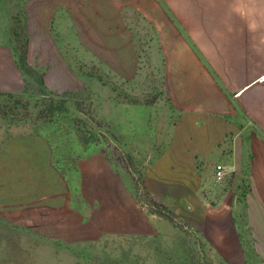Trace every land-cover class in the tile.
Segmentation results:
<instances>
[{
	"label": "rangeland",
	"instance_id": "374dc122",
	"mask_svg": "<svg viewBox=\"0 0 264 264\" xmlns=\"http://www.w3.org/2000/svg\"><path fill=\"white\" fill-rule=\"evenodd\" d=\"M245 3L264 25V0ZM66 23L54 32L69 67V110L41 119L47 97L31 79L24 92L0 97V219L13 224L15 238L8 244L0 227V264H260L252 242L231 251L219 235L218 207L245 198V186L174 170L172 116L157 101L141 18ZM15 53L29 65L28 49ZM150 198L171 219L149 213ZM138 224L176 258L159 253L152 236L133 238Z\"/></svg>",
	"mask_w": 264,
	"mask_h": 264
},
{
	"label": "crops",
	"instance_id": "0c3cea01",
	"mask_svg": "<svg viewBox=\"0 0 264 264\" xmlns=\"http://www.w3.org/2000/svg\"><path fill=\"white\" fill-rule=\"evenodd\" d=\"M72 17L141 18L148 34L147 65L157 75V101L162 96L172 116L166 145L173 148L168 153L174 170L216 178V166L222 165L221 181L232 178L237 188L245 186V198L223 199L218 207L219 235L231 251L242 252L241 242H252L254 256L264 264L261 18L245 0H0V93H21L27 83L17 49L29 50V65L44 74L48 88L70 90L64 46L54 29L64 33ZM128 33L132 37L134 30ZM132 64L131 59L126 66Z\"/></svg>",
	"mask_w": 264,
	"mask_h": 264
},
{
	"label": "trees",
	"instance_id": "16d2710c",
	"mask_svg": "<svg viewBox=\"0 0 264 264\" xmlns=\"http://www.w3.org/2000/svg\"><path fill=\"white\" fill-rule=\"evenodd\" d=\"M19 67L21 68L23 73L27 76L28 80L31 79L34 81V83L38 87V91H39L40 95L47 97L46 104L43 106V108L39 112V117L41 119H46V118L51 117L52 115H54L56 113H63V112H67L69 110L67 98L71 92H65L64 94H53V93H51L47 88L44 74L40 73L35 68H32L31 66H29L28 62H27V58L25 55H21V58L19 59ZM26 86H27V83H26ZM26 86L24 88V91L26 90ZM5 95L6 94L0 93V97L5 96ZM10 96H12V95H10ZM77 107L79 108L80 105H78ZM129 161H130L131 165H133L132 160L130 159ZM140 184L142 186V189L146 191V194H148L149 191H148V188L146 186V179L144 177H142ZM147 208H148L149 213H151L153 215H157L159 217H163L166 219H171V216L166 213V211H168L166 206L159 201L157 202V200H154V198H150V202H149V204H147ZM44 216H46V215L44 214ZM87 225L88 224L86 223L85 228L87 227ZM1 226L5 228V230H4L5 235L4 236H6V241L8 242V244H14L13 241L15 240V238H14V233H12V229L14 227L13 224H9L6 219L5 220L0 219V227ZM6 231L9 232L10 234H7ZM132 233H133V238H135L139 242L147 241L146 237L152 236L151 237L152 239L150 238L149 241H147V242L153 244V246L154 245L160 246V250H159L160 252L159 253H162V251H163L162 255L164 257L165 256L169 257L172 260L176 258V254L172 251V249L168 248V247L167 248L164 247V244L162 245V242L161 241L159 242V240H158L159 238L153 236L151 233H148L146 231L145 227H142V226L140 227V225L138 224L135 226V229H132ZM141 239H144V240H141ZM111 263H113V262L110 260L108 262V264H111ZM93 264H95V263H93ZM184 264H190V263L187 260H184Z\"/></svg>",
	"mask_w": 264,
	"mask_h": 264
},
{
	"label": "built area",
	"instance_id": "2783aa9c",
	"mask_svg": "<svg viewBox=\"0 0 264 264\" xmlns=\"http://www.w3.org/2000/svg\"><path fill=\"white\" fill-rule=\"evenodd\" d=\"M226 173H225V167L222 165L216 166V178L217 180L221 181L224 179Z\"/></svg>",
	"mask_w": 264,
	"mask_h": 264
},
{
	"label": "clouds",
	"instance_id": "9594fccd",
	"mask_svg": "<svg viewBox=\"0 0 264 264\" xmlns=\"http://www.w3.org/2000/svg\"><path fill=\"white\" fill-rule=\"evenodd\" d=\"M249 31L250 32H255L256 31V27L254 25H249Z\"/></svg>",
	"mask_w": 264,
	"mask_h": 264
}]
</instances>
